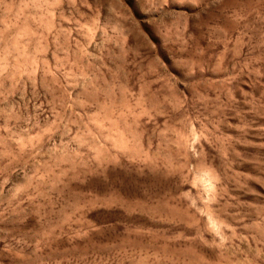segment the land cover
<instances>
[{"label":"rangeland","instance_id":"rangeland-1","mask_svg":"<svg viewBox=\"0 0 264 264\" xmlns=\"http://www.w3.org/2000/svg\"><path fill=\"white\" fill-rule=\"evenodd\" d=\"M0 264H264V0H0Z\"/></svg>","mask_w":264,"mask_h":264}]
</instances>
